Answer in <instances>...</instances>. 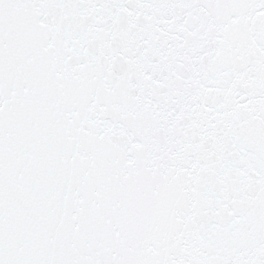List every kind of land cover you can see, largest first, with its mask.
Returning <instances> with one entry per match:
<instances>
[{
    "label": "snow or ice",
    "instance_id": "snow-or-ice-1",
    "mask_svg": "<svg viewBox=\"0 0 264 264\" xmlns=\"http://www.w3.org/2000/svg\"><path fill=\"white\" fill-rule=\"evenodd\" d=\"M0 264H264V0H0Z\"/></svg>",
    "mask_w": 264,
    "mask_h": 264
}]
</instances>
